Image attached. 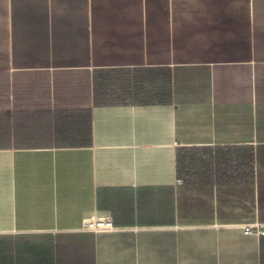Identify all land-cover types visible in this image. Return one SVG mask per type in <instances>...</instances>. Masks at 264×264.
Listing matches in <instances>:
<instances>
[{
	"label": "crops",
	"instance_id": "obj_1",
	"mask_svg": "<svg viewBox=\"0 0 264 264\" xmlns=\"http://www.w3.org/2000/svg\"><path fill=\"white\" fill-rule=\"evenodd\" d=\"M249 224L264 0H0V264H264Z\"/></svg>",
	"mask_w": 264,
	"mask_h": 264
},
{
	"label": "built area",
	"instance_id": "obj_2",
	"mask_svg": "<svg viewBox=\"0 0 264 264\" xmlns=\"http://www.w3.org/2000/svg\"><path fill=\"white\" fill-rule=\"evenodd\" d=\"M84 231L97 233V232H108L113 229V225L111 223L110 218L101 217V218H93L92 220L86 221L84 224ZM243 235H249L253 232L257 234L264 235V225L261 224H249L243 225Z\"/></svg>",
	"mask_w": 264,
	"mask_h": 264
},
{
	"label": "rangeland",
	"instance_id": "obj_3",
	"mask_svg": "<svg viewBox=\"0 0 264 264\" xmlns=\"http://www.w3.org/2000/svg\"><path fill=\"white\" fill-rule=\"evenodd\" d=\"M157 237V233L153 231V239Z\"/></svg>",
	"mask_w": 264,
	"mask_h": 264
}]
</instances>
